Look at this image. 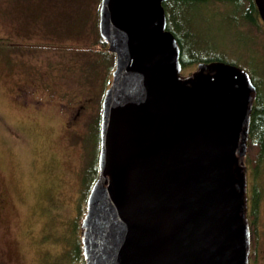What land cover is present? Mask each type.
I'll use <instances>...</instances> for the list:
<instances>
[{"label": "water", "instance_id": "water-1", "mask_svg": "<svg viewBox=\"0 0 264 264\" xmlns=\"http://www.w3.org/2000/svg\"><path fill=\"white\" fill-rule=\"evenodd\" d=\"M166 1L100 0L98 34L114 70L80 226L84 264H250L256 86L223 62L182 76ZM253 1L264 24V0Z\"/></svg>", "mask_w": 264, "mask_h": 264}, {"label": "rangeland", "instance_id": "rangeland-1", "mask_svg": "<svg viewBox=\"0 0 264 264\" xmlns=\"http://www.w3.org/2000/svg\"><path fill=\"white\" fill-rule=\"evenodd\" d=\"M99 6L100 0H0V264H48L59 256L53 240L75 215L84 171L98 158L101 102L114 65V57L105 62L94 50ZM207 7H187L177 26L169 24L182 38L183 23L190 27L185 58H220L254 85L264 83V26L240 22L230 29L233 7L222 16ZM246 166L249 188L252 181L262 190L255 264H264V165L256 179Z\"/></svg>", "mask_w": 264, "mask_h": 264}, {"label": "trees", "instance_id": "trees-1", "mask_svg": "<svg viewBox=\"0 0 264 264\" xmlns=\"http://www.w3.org/2000/svg\"><path fill=\"white\" fill-rule=\"evenodd\" d=\"M197 6H209L212 8V11L217 15H225V8L231 6L233 7L234 13L230 14V29L233 26H237L240 22L245 23L249 26L261 27L264 24L259 19L257 9L255 7L253 0H167L163 3V8L166 15L167 20V30L170 31L177 40L179 50H180V63L182 66V70H187L192 65L197 66L199 63H211V62H223L220 61V58L213 59H202V58H194V59H186L185 58V39L193 38L194 36L190 33V27L187 22L183 23L182 29L185 30V36L182 38L175 28L172 26H177V22L179 19H183V15L186 14L185 10L190 8H195ZM242 6H245L244 9H241ZM208 8V7H207ZM170 24V25H169ZM107 44L101 40L99 43L95 44V51H98L101 55L106 57L105 62L109 58H113L114 56L108 52ZM223 52V51H222ZM225 55L226 53L223 52ZM227 63V62H223ZM237 66L233 63H228ZM114 70V65L108 67V71ZM112 70V71H113ZM112 73V72H111ZM256 86L257 94L256 99L253 103V108L251 112V123L249 128V141L247 144V154L245 158L246 164L249 166V170L251 171V175L253 179L258 178L261 167L264 165V98L260 94V89L264 87V83L259 82V86ZM260 88V89H259ZM101 114V113H100ZM99 126H100V116H99ZM99 134V129H98ZM99 140V137H98ZM98 156V154H97ZM97 159L94 162L93 166H87L84 171L82 178V187L83 191L81 193L80 198L77 200L75 207V215L70 217L67 222H65V226L63 232L58 234L53 241H57L58 244L61 245V252L56 259L50 264H84V258L82 254V244H81V220L86 212V198L89 193L91 186L94 184L97 175ZM245 164V166H246ZM248 171V167L246 166ZM91 182V183H90ZM90 183V184H89ZM84 188H87V193H84ZM250 199L248 207H250V213L247 218L250 229V254H249V263L255 264L257 260V248H258V230H257V222L259 217V207L262 202V190L260 189L258 183H252L250 186ZM84 193V194H83ZM85 197V203L80 204V200H83ZM81 205L82 208H81ZM52 217V216H51ZM52 233H48L49 236ZM48 256H46V260Z\"/></svg>", "mask_w": 264, "mask_h": 264}, {"label": "flooded vegetation", "instance_id": "flooded-vegetation-1", "mask_svg": "<svg viewBox=\"0 0 264 264\" xmlns=\"http://www.w3.org/2000/svg\"><path fill=\"white\" fill-rule=\"evenodd\" d=\"M184 76H186V75H184ZM247 187H248V196H249V190H250V188H249V181L247 182ZM248 202H249V199H248ZM248 202H247V206L249 204ZM249 209H250V207H248V215L250 213V210Z\"/></svg>", "mask_w": 264, "mask_h": 264}]
</instances>
